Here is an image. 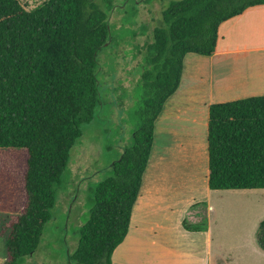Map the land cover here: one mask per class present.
<instances>
[{
	"label": "trees",
	"instance_id": "1",
	"mask_svg": "<svg viewBox=\"0 0 264 264\" xmlns=\"http://www.w3.org/2000/svg\"><path fill=\"white\" fill-rule=\"evenodd\" d=\"M99 2L46 0L27 11L18 0H0V150L26 154L23 206L13 222L0 227L3 264H20L38 248L57 191L65 188L70 150L100 105L96 55L114 39L101 6L112 4ZM259 5L264 0H176L162 11L142 53L132 145L110 164V176L90 190L89 216L69 256L73 264H112L128 233L154 122L178 88L184 57L210 56L218 27ZM207 153L210 190L264 189V96L210 105ZM182 225L205 230L203 224ZM256 242L264 252V220Z\"/></svg>",
	"mask_w": 264,
	"mask_h": 264
},
{
	"label": "rangeland",
	"instance_id": "2",
	"mask_svg": "<svg viewBox=\"0 0 264 264\" xmlns=\"http://www.w3.org/2000/svg\"><path fill=\"white\" fill-rule=\"evenodd\" d=\"M18 1L29 11L46 0ZM172 1L109 0L111 9L101 3L114 40L96 55L100 105L92 121L81 126L82 135L70 150L65 188L57 191L38 248L20 264H73L69 256L89 216L90 190L110 176V164L132 145L141 106L142 53ZM25 160L24 150H0V227L13 222L23 206ZM154 162L153 154L149 167ZM205 198L212 219L197 224L208 233L183 230L181 205L161 215L154 235L147 230L145 214L133 210L128 237L114 252L113 264H246L264 255L256 242L258 224L264 220V189L210 191ZM0 259H5L1 239Z\"/></svg>",
	"mask_w": 264,
	"mask_h": 264
},
{
	"label": "crops",
	"instance_id": "3",
	"mask_svg": "<svg viewBox=\"0 0 264 264\" xmlns=\"http://www.w3.org/2000/svg\"><path fill=\"white\" fill-rule=\"evenodd\" d=\"M260 96H264V5L222 23L210 56L184 57L178 88L154 122L151 152L131 216L133 210L144 213L147 230L153 233L161 215L181 205L183 230L184 218L191 225L208 223L212 209L205 197L210 191H224L208 188L209 107ZM153 154L155 162L149 167ZM184 172L186 176L179 178ZM128 234L129 229L126 238ZM246 264H264V255Z\"/></svg>",
	"mask_w": 264,
	"mask_h": 264
}]
</instances>
